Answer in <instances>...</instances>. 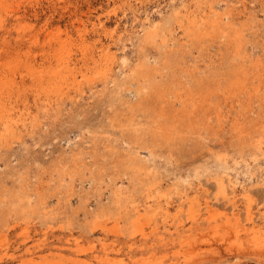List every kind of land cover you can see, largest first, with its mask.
I'll return each mask as SVG.
<instances>
[{
	"label": "rangeland",
	"instance_id": "1",
	"mask_svg": "<svg viewBox=\"0 0 264 264\" xmlns=\"http://www.w3.org/2000/svg\"><path fill=\"white\" fill-rule=\"evenodd\" d=\"M0 264H264V0H0Z\"/></svg>",
	"mask_w": 264,
	"mask_h": 264
},
{
	"label": "bare ground",
	"instance_id": "2",
	"mask_svg": "<svg viewBox=\"0 0 264 264\" xmlns=\"http://www.w3.org/2000/svg\"><path fill=\"white\" fill-rule=\"evenodd\" d=\"M212 14H214V12H212ZM216 15H217V14H216ZM218 15H219V14H218ZM218 15H217V16H218ZM197 16H198V15H197ZM206 16H207V15H206ZM194 17H195V16H194ZM215 17H216V16H215ZM205 18H206V17H205ZM205 18H204V19H205ZM210 18H211V17H210ZM195 19H196V18H195ZM208 19H209V18H207V20H208ZM212 19H213V18H212ZM190 20H191V19H190ZM190 20H189V21H190ZM214 20H215V19H214ZM204 21H205V20H204ZM209 21H210V19H209ZM200 22H201V21H200ZM210 22H211V21H210ZM230 22H231V21H230ZM195 23L197 24V21H195ZM208 23H209V22H208ZM216 23H217V22L215 21L214 24H216ZM219 23H221V22H219ZM196 24H195V25H196ZM209 24H210V23H209ZM217 24H218V23H217ZM232 24H233V23H232ZM202 25H203V24H202ZM230 25H231V24H230ZM230 25H229V26H230ZM233 26H234V25H233ZM233 26H232V27H233ZM244 67H245V66H244ZM241 70L243 71L244 69H241ZM238 71H239V70H238ZM235 72H237V70H236ZM234 74H235V73H234ZM238 75H239V74H238ZM240 75H241V74H240ZM232 76H233V75H232ZM236 76H237V75H236ZM231 78H233V77H231ZM261 79H262V78H261ZM227 80H228V78H227ZM233 81H234V79H233ZM233 81H232V82H233ZM258 81H259V80H258ZM235 83H236V82H235ZM262 83H263V82H262ZM262 83H260V84H262ZM227 84H228V85H227ZM227 84H223V86H224V85L230 86L229 82H228ZM232 84H233V83H232ZM236 84H237V83H236ZM238 84H239V83H238ZM260 84H259V85H260ZM218 85H219V84H218ZM259 85H258V86H259ZM216 86H217V85H216ZM221 86H222V85H221ZM221 86H219V87H221ZM235 86H236V85H235ZM240 86H241V85H240ZM252 86H253V85H252ZM260 86H261V85H260ZM206 87H207V86H206ZM210 87H211V89H212L213 86L210 85ZM217 87H218V86H217ZM261 87H263V85H262ZM214 88H215V87H214ZM222 88H223V87H222ZM222 88H221V90H222ZM224 88H226V87H224ZM238 88H239V87H238ZM238 88H237V89H238ZM257 88H259V87H257ZM211 89H210V92H211ZM216 89H217V88H216ZM216 89H214V90H216ZM229 89H230V87H229ZM262 89H263V88H262ZM205 90L208 91V89H205ZM226 90H228V88H226ZM239 90H240V89H239ZM256 91H257V89H256ZM258 91H259V90H258ZM218 92H219V91H218ZM230 92H231V91H230ZM211 93H214V92H211ZM254 94H255V93H254ZM218 95H219V94H218ZM229 95H230V94H229ZM213 96H214V95H213ZM219 96H220V95H219ZM224 96H226V95H224ZM227 96H228V95H227ZM228 97H229V96H228ZM227 101H228V100H227ZM217 103H219V102H216L215 104L217 105ZM223 103H224V101H223ZM215 104H214V105H215ZM225 104H226V103H225ZM214 105H213V107H214ZM216 105H215V106H216ZM209 106H210V103H209ZM218 112H219V111H218ZM219 113H220V112H219ZM219 117H220V116H219Z\"/></svg>",
	"mask_w": 264,
	"mask_h": 264
}]
</instances>
